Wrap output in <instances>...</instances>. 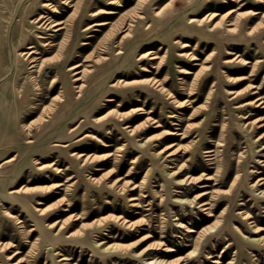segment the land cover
Listing matches in <instances>:
<instances>
[{"label": "rangeland", "instance_id": "374dc122", "mask_svg": "<svg viewBox=\"0 0 264 264\" xmlns=\"http://www.w3.org/2000/svg\"><path fill=\"white\" fill-rule=\"evenodd\" d=\"M47 1L50 8L43 6ZM62 2L0 0V243L9 246L0 249V264H54V251L70 258L67 264H146L130 253L147 246L164 258H181L195 248L196 233L187 229L215 224L186 264H264V245L245 240L264 235L253 233L264 227V196L251 188L264 176L258 162L264 160V0ZM231 9L239 19L229 32L222 15ZM209 12L223 25L211 29L209 22L189 21ZM39 15L66 22L67 30H47ZM131 19L130 33L119 42ZM103 20L108 24L85 30ZM28 46L40 52L37 72L20 55ZM148 51L157 58L140 57ZM76 63L90 70L80 96L68 70ZM173 99L187 102L177 107ZM126 124L135 127L133 135ZM175 130L182 135L166 136ZM164 144L177 148L172 162L152 156ZM207 148L217 151L211 162ZM73 152L95 158L83 164ZM179 166L178 177L193 183L180 187L165 178ZM116 178L126 185L123 193L109 186ZM22 186L30 188L19 194L25 205L6 196ZM176 190L182 197L210 191L214 216L171 206ZM128 194L145 210L130 207ZM35 207L46 208L45 214L37 215ZM57 221L60 230L51 226ZM100 241L120 249L97 251ZM166 247L174 251L167 255Z\"/></svg>", "mask_w": 264, "mask_h": 264}, {"label": "bare ground", "instance_id": "6f19581e", "mask_svg": "<svg viewBox=\"0 0 264 264\" xmlns=\"http://www.w3.org/2000/svg\"><path fill=\"white\" fill-rule=\"evenodd\" d=\"M64 2H62L63 4L67 5L68 7H72L73 4L72 3V0H62ZM171 2L173 0H170ZM237 1H241V0H231V2H237ZM243 5V4H242ZM44 7L46 8H50L52 5L49 1H47L46 3L43 4ZM160 12V11H159ZM157 12V13H159ZM114 11H108L107 14H113ZM233 13H235V10H229L227 11L224 15L222 16H225L227 19H226V22L224 23V26H225V29L226 31H234L237 26H238V19H239V14H235L233 16ZM259 14V11H253L252 12V16L254 15H257ZM96 15V14H94ZM218 16L217 13L215 12H209V13H206L203 18L201 19H196V18H189V21L190 22H194V23H202L203 21H206V22H209V27H211V29H214V28H217L222 24V18L219 19V20H215V18ZM140 17V16H139ZM44 20L41 24V26H43L44 28H46L47 30H51V31H54V32H58V31H61V30H67V26L68 24L64 21H51L50 18H47V16H42V15H39V19L38 21H41V20ZM134 20H128V22H126L124 24V26L122 27V31L120 32L119 36V42L125 38L128 33H130V28L132 27V24H133ZM108 24L107 21L103 20L102 22H96L94 23L93 25L89 26V27H86V29H89L91 28L92 26H103V25H106ZM54 28V29H53ZM53 29V30H52ZM254 27L251 29V31H253ZM63 43V42H62ZM87 44V43H85ZM46 45H50V46H55V44H51V43H47ZM26 49H28L27 52H21L20 55L22 57H24V59H26L28 61V65H29V68L33 71V72H37L40 70L41 66H42V62H41V58L38 56L40 55V52H38V49L35 47V46H28ZM181 56H189L191 57L192 60H196V58L191 55V54H188L187 52H182L180 54ZM150 57L149 59H156V54L151 52V51H148L146 53H143L140 57ZM81 68V69H79ZM68 70H70L71 72V77H72V80L74 82V88L76 89L77 93L79 94V96L81 95V93L83 92L85 86H86V83H87V80H86V77L87 75L90 73V70L87 66H82L81 64H73V65H70L68 67ZM144 82H148L149 80H142ZM118 82V81H117ZM152 82V80L150 81ZM155 84V88L158 89L159 92H165V89L163 88V86H161L160 84H157L156 82L154 83ZM53 100H55V98H53L51 100V102H53ZM256 101H260V98L257 99ZM108 102H114V100L112 98H109L108 99ZM172 102L175 104V106L177 107H182L184 102H187V100L183 101V102H178L176 100H172ZM253 103L255 102H246L245 104H243V106H249V105H252ZM257 103V102H256ZM262 104V103H260ZM257 106V105H256ZM264 107V106H263ZM138 110H141V112L139 114H144L145 112L142 110V109H138ZM100 118H96V120H98ZM260 119L257 118L255 120H253L252 122H249L247 123V127L250 129V128H253L255 126V124L257 122H259ZM159 124L156 125V127L158 126ZM241 126L243 127L244 124L242 123ZM257 128H260L262 127V125H258L256 126ZM124 129L126 130L127 133H129L130 135H133L135 133V127L131 128V125L129 124H126ZM179 135H182L181 133L177 132L176 130L175 131H169L166 136H179ZM86 137V136H84ZM84 137H82L81 139H83ZM184 136H182L183 138ZM262 137V135L259 136V138ZM151 139L147 138L144 142H142L139 146L142 147L144 146L145 144H148L150 142ZM173 145L174 144H164V146L158 151V152H153L152 153V156L154 157H158L160 159H164V162H172V157L173 156H177L178 154L177 153V148L173 149ZM106 146V145H105ZM209 148H207V150L205 151V153H210L208 154L207 156L209 157L207 159L208 162H211L215 159V156H216V153L217 151L215 149L213 150H208ZM72 156L75 157L76 159H78L80 162H82L83 164L87 161H89L90 159H94L95 156L93 154H88V153H84V152H73L72 153ZM170 159V160H169ZM11 159H9L8 161H11ZM258 162L264 166V160H258ZM168 164V163H167ZM44 167V165L41 166V168ZM165 167H169V166H166ZM101 168L100 167H97L96 170H100ZM181 166H179L176 170H173V171H165L164 174H165V178H168V177H172L171 181H174L173 184H175L176 186H180V187H183V185H189L191 183H193L192 181V178H190L189 176H186V177H178V175L181 173ZM56 170L57 172H60L59 169H54ZM149 172H147L144 176V178L147 177ZM251 173H258L257 170L255 171H251ZM176 177V178H175ZM71 179V178H70ZM210 179L209 177H206L205 180H208ZM237 179V175L234 177V180ZM91 180L92 181H95L96 178H93L91 177ZM121 181V178H116L115 180H113V182H111L109 184L110 187H114V190H116L117 192H120V193H123L125 190H126V185L123 183H120ZM58 187L60 185H63V184H60L58 183L57 184ZM203 187H207L206 184H203L200 186V188H203ZM137 186H133V187H130L129 190L132 191L134 189H136ZM251 188L252 189H255V192L258 194V195H261V196H264V176L263 175H259L253 183H251ZM30 190V188H26L25 186H22V187H19L15 190H10L7 192V195L9 198L11 199H14L16 201H18L19 204H22V205H25V202L22 198L19 197V194L25 192V191H28ZM211 192L210 191H207V190H204L192 197H182V192L180 191H177L174 193V196L172 198H169V204L171 206H181L184 210H187V208H191L190 210L192 209H198L200 212H202V214L204 215V217L206 218H210V217H213L214 215L212 214V210H211V207H212V197H211ZM142 197H147V195H142ZM126 199L129 203V206L130 207H133L135 210L137 209H141V210H145L144 209V206H142V202L138 199V197L134 196V195H131V194H128L126 195ZM162 200V199H161ZM35 205L38 206V205H42V201L40 200H36L35 202ZM145 206H151L150 203L146 204ZM152 208V207H151ZM150 208V209H151ZM9 209L10 208H6L4 210V213L6 215H11V213H9ZM13 209V208H12ZM171 209V208H170ZM169 209V210H170ZM35 211V213L37 215H44L45 212H46V208H38V207H35L33 209ZM137 213V212H136ZM239 214H242L243 218H247L249 219L248 217V214L243 212V211H240ZM12 217H15V216H12ZM120 224L121 225H128L130 226V223L129 221L127 220H123L122 218L119 220ZM17 223L20 224V227L22 226V221H20L19 219H17ZM178 223H180V226L179 227H185L184 225L181 224V221L180 219H178ZM59 226V229L60 230L62 228V223L60 221H57V222H54L52 225H55ZM186 228V227H185ZM217 228V224L213 225L211 228L209 229H205V228H202L201 230H199L198 232L197 231H193L192 229L188 228L187 231L189 233L191 232H195L196 235L195 237H193V241H194V244H195V248L194 250L191 252V253H188L186 254L185 256L183 257H179V258H164L160 255H158L157 253H150L151 250L153 249H157L155 248L154 246H147L145 247L144 249H142L141 251L139 252H133V253H130L133 257L135 258H138L140 259L141 261H144L146 264H186L185 262H187V260L191 257V255L195 252V251H200V247L203 243V240H204V237L212 231V229H215ZM255 230L253 231V233L255 234H258L259 232L261 231H264V227H256L254 228ZM240 234V232H239ZM245 240L248 244H250L251 246L253 247H258V246H263L264 245V235H261V234H258V237L256 238H250L249 236L248 237H245ZM95 247H96V250L97 251H103V252H116L120 249V245H107L104 241H100V242H95ZM9 246L8 244H4V243H0V249H8ZM51 248V247H50ZM174 250L171 248V247H166L163 252H165L167 255L169 253H172ZM10 257V256H9ZM52 257V263L54 264H67V261L70 260V258H68L65 254H62L60 252H56L54 251L53 254L51 255ZM135 258H133L135 260ZM18 261H20V259H18L15 263H11V264H18ZM21 262V261H20ZM253 262H255L253 260Z\"/></svg>", "mask_w": 264, "mask_h": 264}]
</instances>
